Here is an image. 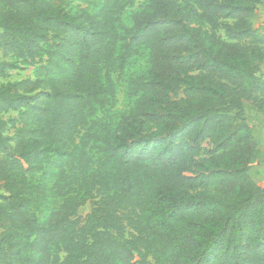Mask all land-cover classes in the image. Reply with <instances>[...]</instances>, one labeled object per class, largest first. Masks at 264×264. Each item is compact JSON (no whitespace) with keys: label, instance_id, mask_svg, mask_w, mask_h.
<instances>
[{"label":"trees","instance_id":"obj_1","mask_svg":"<svg viewBox=\"0 0 264 264\" xmlns=\"http://www.w3.org/2000/svg\"><path fill=\"white\" fill-rule=\"evenodd\" d=\"M137 1L0 0V264H264L262 0Z\"/></svg>","mask_w":264,"mask_h":264},{"label":"rangeland","instance_id":"obj_2","mask_svg":"<svg viewBox=\"0 0 264 264\" xmlns=\"http://www.w3.org/2000/svg\"><path fill=\"white\" fill-rule=\"evenodd\" d=\"M144 0H138L133 8H127L121 16V23L125 26H130V15L132 12L138 9L139 4H141ZM182 7L187 5H191L188 0H179ZM53 5L56 8L63 9L68 13H74L76 10L75 5H71L66 7L63 4H58L57 0H53ZM252 24L258 28L261 34H264V0L262 3L257 6V10L255 13V17L252 19ZM195 26L196 24H191ZM220 36H223L222 31L218 32ZM39 60H30L25 63H21L17 69L11 70L8 72L6 77H0V83L5 81H13L19 80L27 77H32L33 68L38 64ZM146 62L143 57L141 58H133L131 59L124 72L120 75L117 72H112L111 77L114 81V85L116 88V104L113 108L112 115H115L118 112L124 111L128 107V101L125 95L126 91V80L131 75H138L145 71ZM259 76L264 78V63L261 64ZM183 98L182 92H178V94L173 95L172 99H181ZM16 115V112H8L4 114L5 118H11ZM101 117V113L98 114ZM247 120L249 124L252 126L253 132L259 140V156L253 163L250 165L248 173L250 177L255 181V183L263 186L264 185V119L258 113H254L251 111L246 112ZM202 153L199 158L204 157L206 151L212 148L211 144L208 141H204L201 144ZM89 210V203H86L79 209V214L84 215Z\"/></svg>","mask_w":264,"mask_h":264},{"label":"crops","instance_id":"obj_3","mask_svg":"<svg viewBox=\"0 0 264 264\" xmlns=\"http://www.w3.org/2000/svg\"><path fill=\"white\" fill-rule=\"evenodd\" d=\"M256 160V159H255ZM264 186V185H263Z\"/></svg>","mask_w":264,"mask_h":264}]
</instances>
